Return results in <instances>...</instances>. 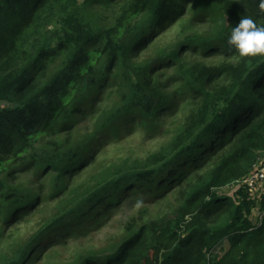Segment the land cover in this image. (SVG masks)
<instances>
[{
    "label": "trees",
    "instance_id": "1",
    "mask_svg": "<svg viewBox=\"0 0 264 264\" xmlns=\"http://www.w3.org/2000/svg\"><path fill=\"white\" fill-rule=\"evenodd\" d=\"M202 2L220 20L211 31L138 62L191 0H0V243L54 203L28 237L0 251V264L54 257L53 244L32 252L99 229L124 198L166 202L160 212H169L140 209L145 219L126 217L105 246L86 243L49 264H264V188L256 196L240 183L264 154V55L241 58L227 46L240 6L261 26L264 13L259 0ZM186 106L158 151L82 178L106 140L137 123L151 136L162 114Z\"/></svg>",
    "mask_w": 264,
    "mask_h": 264
},
{
    "label": "rangeland",
    "instance_id": "2",
    "mask_svg": "<svg viewBox=\"0 0 264 264\" xmlns=\"http://www.w3.org/2000/svg\"><path fill=\"white\" fill-rule=\"evenodd\" d=\"M237 7L239 6L233 5L232 9L234 10ZM202 9L206 10L205 14L204 12H201ZM248 9V7L244 9L240 6V10H238V12L242 13L244 16H248ZM199 13H201V16H199ZM215 20L216 12L207 10L202 0H191L190 5H188L187 10L182 14V16H180L176 20V22L171 24V26H169L165 31H160L151 43V45L148 47V49L144 53H142L139 58L135 61L140 62L155 57L160 50H163L167 48L170 44L175 43L185 34L193 32L204 34L211 31V29H213V25H217L220 22L219 19H217L216 21ZM221 47L222 46H217V48H215V51H220L224 49ZM196 59L197 61L207 65L217 62L219 64L227 62L223 55H212L206 58L202 57L201 55H196ZM169 76L174 77V75L171 74H169ZM177 85L178 84H176L174 87H177ZM98 101L104 106L108 104L107 93L104 92L102 96L100 95ZM188 113L189 112L187 106L181 107L178 114L174 118H171L166 111L161 116L162 120L154 122V126L152 128L154 133L151 136H147L145 134V128L142 126V123L132 124L130 128L126 130L129 132H126L125 135L123 134L124 131L122 130V136H120L119 138L106 140L107 144H105L103 148H100L96 156L95 162H93V164L86 169V171L82 175V178L84 177V175L87 176L88 172L101 167L102 164H107L108 162L121 164L123 163L125 158H130L132 160H140L148 156L150 153L158 151V149L162 145L167 143L169 138L175 132V125L182 119L185 120ZM27 177L28 175L20 176L19 179L23 181ZM135 190L138 189L136 188L132 190V192H134ZM262 190L263 189H260V191ZM225 191H230L229 193H231L232 189H225L224 192ZM137 197L138 196H136L135 198ZM159 207H169V205L166 202H162L159 205H153L148 203L142 204L140 202L136 203L135 201L130 202L128 199L124 198L120 208H114L111 217H109V219L99 229L91 232L82 233L81 235H77L75 237H68L66 238L65 243L62 242L63 240H61L60 242H54L56 240L55 237L51 240H44L38 246H36V248L32 252V256L34 257L38 255L41 250L53 244V248L55 250L56 255L54 257H51L50 259H47V257L49 256L45 255L46 257L44 256L39 261V264H49L50 262H59L62 257L70 258L72 253L80 249L82 245L86 243H95L99 247H103L106 245L107 240H110L111 235L118 234L121 227L120 224L124 223L123 220L126 219V217L132 214H139L138 211L144 208L148 211L151 210V215H154L156 212H160V210L162 209ZM53 212L54 203L51 202V204H49L43 210V218L41 217L40 213L33 212L32 215L29 216L30 219L28 222L23 221L13 225V227L9 229L10 231L8 232H10V234L14 233V237L8 239L7 242L0 243V251H4L18 236L28 237L29 234L33 232L38 227V225L43 222L46 215L52 214ZM167 212H169L168 209L163 208V211H161L159 215H165ZM257 214H259V208L255 209L254 211V216H256ZM138 219H145V217H142L139 214ZM226 245L227 243L224 242L222 244V247H226Z\"/></svg>",
    "mask_w": 264,
    "mask_h": 264
},
{
    "label": "clouds",
    "instance_id": "3",
    "mask_svg": "<svg viewBox=\"0 0 264 264\" xmlns=\"http://www.w3.org/2000/svg\"><path fill=\"white\" fill-rule=\"evenodd\" d=\"M258 8L260 13H264V0H259ZM227 46L241 58L264 55V26L258 25L250 16H243L231 28Z\"/></svg>",
    "mask_w": 264,
    "mask_h": 264
},
{
    "label": "built area",
    "instance_id": "4",
    "mask_svg": "<svg viewBox=\"0 0 264 264\" xmlns=\"http://www.w3.org/2000/svg\"><path fill=\"white\" fill-rule=\"evenodd\" d=\"M240 183L245 184L251 193L259 195L260 189L264 188V154L257 157L249 173L244 176ZM263 213H260L259 224Z\"/></svg>",
    "mask_w": 264,
    "mask_h": 264
}]
</instances>
